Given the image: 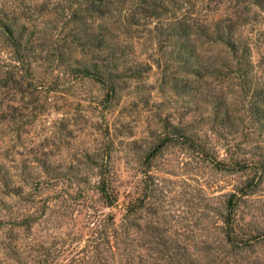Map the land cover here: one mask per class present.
Listing matches in <instances>:
<instances>
[{"label": "rangeland", "instance_id": "rangeland-1", "mask_svg": "<svg viewBox=\"0 0 264 264\" xmlns=\"http://www.w3.org/2000/svg\"><path fill=\"white\" fill-rule=\"evenodd\" d=\"M250 1L150 0L158 9L150 21L137 0L105 8L104 17L88 13L91 0H0V24L17 33L27 62H15L0 29V176L11 188L0 178V264H62L55 250L90 251L109 215L136 223L131 249L145 264H166L164 251L168 264H264V117L249 109L264 89V11ZM190 17L237 21L242 48L201 46L194 35L186 60L190 42L173 26ZM100 41L104 52L93 47ZM240 55L253 77L239 71ZM85 66H98L107 85L85 78ZM103 163L117 196L111 208L96 190ZM24 218L28 229L19 227Z\"/></svg>", "mask_w": 264, "mask_h": 264}, {"label": "trees", "instance_id": "trees-1", "mask_svg": "<svg viewBox=\"0 0 264 264\" xmlns=\"http://www.w3.org/2000/svg\"><path fill=\"white\" fill-rule=\"evenodd\" d=\"M126 1H129V0H126ZM137 1L138 3L136 5V10H139L138 11L139 15L143 16L145 19H148L150 21L152 19H156L155 17L157 15L156 13L158 9H156V7L154 6L153 4L154 2L150 3V0H137ZM250 2L251 3L249 4L251 6H254L258 8L259 10L264 11V0H251ZM118 3H121V0H91V4L88 6V13L89 14L93 13V14L98 15L99 17H104L106 13L105 10L109 9V7L117 8L116 4ZM149 4H150L149 8L148 6L145 7V5H149ZM221 23H220V18H219L218 20H215V24H206V23L199 24V21L197 19L190 17V19L187 18L185 21H183L182 19H179L176 25L173 26V28L176 29L175 36L177 37V39L182 37L183 39H186V41L190 42V45H191V42H193L192 38H194V35H195V38L197 40H200V39L206 40V42H203V43L201 42V46L203 44L205 45V44H212L214 42H217V43H221L225 48H228L229 52L231 51L230 52L231 54L236 53L237 50L242 48V43L236 42L237 40H234L235 36L233 35V32H232V30L237 25V21L235 23L231 21L229 23L224 22V26ZM10 27L11 26H9L8 24H4V25L0 24V29L2 30L3 34L6 36L9 46L14 51L15 62L20 63V64H25L27 62L25 60L24 50L22 49L23 45L20 44L17 38V35H16L17 33L13 32V30ZM192 46H193V49L191 48ZM93 47L98 52L100 51L104 52L107 50L103 48L101 41L97 42V44H94ZM191 47H188V45H185L184 46L185 49L182 51V55L183 57H185L186 60L193 57V55L196 52V46L192 44ZM235 55L236 54H234L232 57L236 58ZM240 57L243 62L247 61V63H244L245 67L238 68L239 71H242L243 74L245 75H250V77H253L254 74L252 72L254 71L252 68V64H250L251 60L248 57L246 58V55H240ZM229 67L230 65L229 63H227V65H225L223 69L225 70V69H228ZM81 73L83 74L85 78L93 79L97 83L102 84L104 86L107 85L105 84L107 83L106 80L103 79V72L100 71L98 66H96L94 70H91L89 67L85 66L83 70L81 71ZM106 90L107 92H106L105 99L107 100V97L113 94L114 87L109 84V86L106 87ZM261 95L262 97H264V89H261L260 91L256 93V97L254 101L250 102V108H249L251 110L252 115L255 117V120L258 122L261 121V117L262 118L264 117V99H259L261 98ZM174 129L175 130L172 136L179 137V134H180L179 129H176V128ZM167 136H165V138H163V140L160 141V143L155 147L154 150L149 152L148 159L155 157L158 151L162 149L168 143L170 138L169 136L168 137ZM107 155L108 154L106 152L102 154L101 156L102 161H104L105 158H107ZM236 163L237 162H235V165ZM254 165L255 164H253V166ZM234 166L232 168H236ZM104 167H105V163L101 164L100 172H99L100 180L98 182L96 190H97V193L99 194V200L103 203V205L107 208H111L117 202V196L115 193V189L112 186L113 180L107 174V171ZM220 168L225 169V170L231 169L225 163H221ZM239 169H241V166ZM0 178L2 179L3 186H5L6 189H11L9 188L10 178L7 176V174L6 173L1 174ZM250 185L251 184H248L241 189L242 196L248 195L251 192V190H249ZM10 194H11L10 191H7L4 193V195L6 196L8 195L11 196ZM235 197H236V194H232L228 199L227 206H226V211H227L226 221H225L226 224H230L229 219L233 211V206H232L233 201L232 200ZM139 201L140 200H138V202L136 201L128 202V204L124 206L125 215H131L135 213L138 209ZM3 206H5V204L1 206L0 208L1 210H3L2 208ZM107 220H109V223L105 227H103L102 230L96 231V233L98 234L95 237V239L92 241L94 242V244L90 251L84 252L82 251L83 248L78 249V250H73L68 246H67L68 249L67 247H61L58 249V251L55 250V257L53 258L55 259L58 258V260L60 258H64V262L62 264H108L106 261V255H105L106 252L108 251L111 253L112 256H114L115 254H116V257L120 256V264H145L147 259H143L142 257L138 256L134 252V250L131 249V246L134 244V241L136 240V233L133 230V228L136 227V223L132 224L131 222L127 221V222H121L119 224H116L114 222L115 219L113 215H109L107 217ZM125 220L126 218L124 217L123 221ZM21 223L22 224H20L19 227L24 226L26 227V229H28L32 221L29 220V218H24L21 221ZM1 229H2V221L0 219V230ZM225 233H226L225 235H226L227 243L230 244L232 247H235L236 244L230 235L231 231L227 230L226 228ZM13 241L16 242L17 240L14 239ZM103 241H105L104 244H103ZM66 254L69 256L65 257ZM82 254H84L83 257L80 256ZM53 255H54V252H53ZM49 256H50V253L44 255L45 261H49L48 260ZM123 257H127V258L123 259ZM171 257L172 256H170V254L168 253L166 254V251H164L163 255L160 256L159 259H163V262L168 264L167 261H169ZM165 258H168V259H165ZM196 258L197 257H194V259ZM49 262H53V261L51 260ZM189 264H195V262H190Z\"/></svg>", "mask_w": 264, "mask_h": 264}]
</instances>
